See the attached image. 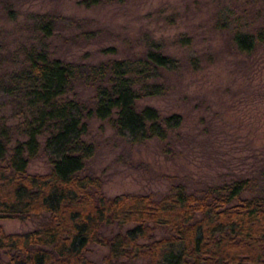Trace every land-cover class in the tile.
Here are the masks:
<instances>
[{"label":"trees","instance_id":"obj_1","mask_svg":"<svg viewBox=\"0 0 264 264\" xmlns=\"http://www.w3.org/2000/svg\"><path fill=\"white\" fill-rule=\"evenodd\" d=\"M35 17L38 39L23 44L21 59L3 54L0 42V218L45 217L27 231L0 224V254L7 256L0 264H264V173L194 190L179 183L158 197L109 195L87 169L93 116L135 142L165 139L181 124L180 113L138 106L164 92L162 70L178 68L179 59L151 39L136 57L65 60L48 47L58 17ZM233 40L251 51L264 41V25L236 28ZM79 83L94 89L90 99L77 97ZM41 155L51 169L29 171ZM93 244L108 248L100 260L89 255Z\"/></svg>","mask_w":264,"mask_h":264},{"label":"rangeland","instance_id":"obj_2","mask_svg":"<svg viewBox=\"0 0 264 264\" xmlns=\"http://www.w3.org/2000/svg\"><path fill=\"white\" fill-rule=\"evenodd\" d=\"M37 13L58 17L48 47L65 60L136 57L151 39L179 59L178 68L162 70L164 92L138 100L141 108L182 115L165 139L135 142L108 119H89L85 138L95 153L87 169L102 179L107 194L159 197L179 183L194 190L264 173V41L241 51L233 40L236 28L264 25V0H106L89 6L81 0H0L3 54L17 61L23 44L38 39ZM15 61L6 64L17 66ZM76 91L84 100L94 94L83 83ZM50 169L44 155L28 165L32 172ZM44 217L0 218V224L9 232L27 231ZM107 250L93 244L89 255L100 260Z\"/></svg>","mask_w":264,"mask_h":264}]
</instances>
